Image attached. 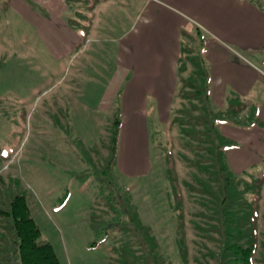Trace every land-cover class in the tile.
I'll list each match as a JSON object with an SVG mask.
<instances>
[{
  "label": "rangeland",
  "instance_id": "rangeland-1",
  "mask_svg": "<svg viewBox=\"0 0 264 264\" xmlns=\"http://www.w3.org/2000/svg\"><path fill=\"white\" fill-rule=\"evenodd\" d=\"M197 2L200 7L189 10L193 21L238 48L264 76V0ZM76 10L72 20L81 15ZM108 19L114 23L117 17L96 18L101 32L92 34L86 56L81 51L76 59L55 60L39 42L29 49L35 38L14 11L3 17L10 45L0 49V207L25 193L41 241L54 246L61 264H222L220 200L226 193L233 200V240L253 243L252 264H264V150L245 170L233 162L228 175L237 181L227 186L209 151L187 131L190 124L203 130L208 125L197 122L206 104L192 93L194 83H203L200 64L192 59L199 48L189 53L185 46L171 123L151 124L149 174L131 178L114 165L107 168L116 112L94 109L116 67V50L108 45L112 34L103 40ZM32 51L36 55L28 56ZM243 108H222L216 117L227 118L221 125L226 138L250 148L248 141L258 134L249 129L261 124L254 119L241 128L251 116ZM135 149L139 156L143 146ZM9 225L0 215V264L7 263L12 242Z\"/></svg>",
  "mask_w": 264,
  "mask_h": 264
},
{
  "label": "crops",
  "instance_id": "crops-1",
  "mask_svg": "<svg viewBox=\"0 0 264 264\" xmlns=\"http://www.w3.org/2000/svg\"><path fill=\"white\" fill-rule=\"evenodd\" d=\"M88 1L0 0V33L3 34L0 49L5 50L10 45L7 28L3 25L8 11H14L30 26L35 41L29 49H36L39 42L55 60L76 59L81 51L87 54L85 48L92 34L95 37V33L101 32L97 30L96 18L106 22L107 17H117L114 23L108 19L109 27L102 30L103 40L109 36L107 33L113 36L109 38L113 42L108 45L116 50V67L94 110L121 114L115 162L119 175L142 178L149 174L151 124L171 123L185 46L189 53L197 48L202 51L192 55V59L204 55L208 70L205 79L213 106L232 112L237 107H247L249 117L256 119L255 124H261L249 129L258 134L248 141L250 148L243 143L237 146L241 150H235L237 147L228 150L230 168H234L233 162H238L236 166L245 170L259 160L264 150V81H261L264 76L238 48L219 35L205 32L193 21L190 11L200 7L197 0H94L92 4ZM238 3L243 5V2ZM75 8L76 13L81 14L78 20L71 19L75 17ZM115 31L120 34L115 35ZM33 55L36 54L32 51L28 56ZM112 80H115L114 91L107 97ZM138 145L143 146L139 156L135 149Z\"/></svg>",
  "mask_w": 264,
  "mask_h": 264
},
{
  "label": "trees",
  "instance_id": "trees-1",
  "mask_svg": "<svg viewBox=\"0 0 264 264\" xmlns=\"http://www.w3.org/2000/svg\"><path fill=\"white\" fill-rule=\"evenodd\" d=\"M200 64L199 73L203 75V83L201 85L193 84L196 87L192 93L202 98L206 104V113L199 114L198 121L208 122L206 129H197L201 124H190L188 132H195V138L201 142L197 146L201 149L209 151L208 160L213 161L216 171L219 176L224 179L225 184L236 182V177H229L228 172H231L227 152L233 147L239 146L232 143L221 133V125L226 123L227 118H218L219 108L213 106L210 100V94L207 90V80L205 79L207 74L206 61L203 53L195 58ZM238 109V110H237ZM242 109V106L237 107L235 111ZM254 118H250V123H253ZM215 120H218L216 124ZM251 124L243 125L241 128ZM121 129V114L116 112L112 121L111 129V145H110V157L108 158L106 165L107 168L115 166L119 138ZM232 197V196H231ZM113 200H120V197L114 196ZM233 200L230 199V195H224L220 200L221 209L220 216L223 223V238L224 244L221 250V261L227 264H252L253 254L255 252V246L253 243L244 244L233 240L234 234L229 231V227L234 223V213L230 210V206L233 204ZM252 206V205H251ZM0 215L9 219V231L11 234L12 242L8 249V257L6 264H61L60 258L50 242L41 241V227L34 218L29 203L27 201L26 194L23 192L15 193L10 199L7 208L0 207ZM253 212L248 213L247 217L252 222L251 216ZM248 223L243 221V224ZM247 228H253V225L247 226ZM253 231V230H251ZM228 258L227 260H225Z\"/></svg>",
  "mask_w": 264,
  "mask_h": 264
}]
</instances>
